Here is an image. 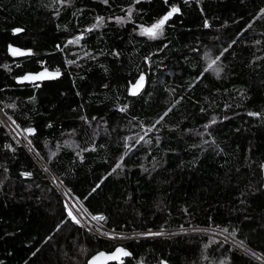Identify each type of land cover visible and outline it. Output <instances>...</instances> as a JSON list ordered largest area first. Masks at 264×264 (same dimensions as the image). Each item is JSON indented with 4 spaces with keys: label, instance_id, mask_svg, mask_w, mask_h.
Returning a JSON list of instances; mask_svg holds the SVG:
<instances>
[{
    "label": "trees",
    "instance_id": "16d2710c",
    "mask_svg": "<svg viewBox=\"0 0 264 264\" xmlns=\"http://www.w3.org/2000/svg\"><path fill=\"white\" fill-rule=\"evenodd\" d=\"M172 7L162 34H142ZM46 68L61 78L16 81ZM0 102L106 229L210 227L264 257V0H0ZM10 142L0 125V264H87L119 247L122 264H259L209 236L99 237Z\"/></svg>",
    "mask_w": 264,
    "mask_h": 264
},
{
    "label": "built area",
    "instance_id": "2783aa9c",
    "mask_svg": "<svg viewBox=\"0 0 264 264\" xmlns=\"http://www.w3.org/2000/svg\"><path fill=\"white\" fill-rule=\"evenodd\" d=\"M0 125L4 130L8 133V135L11 138V142L7 145L8 148H23L25 149L29 155L36 161V163L45 171L46 174L51 175L52 184L58 188V186H61L65 193L63 196L66 198V194L70 193L68 192L63 184L60 182V180L53 174V172L50 170V168L47 166V164L44 162V160L41 158V156L38 154L37 150L35 149V146L33 144V140L31 138L33 134L32 129L24 130L20 124L13 119V117L8 113L6 108L4 107V104L0 102ZM59 189V188H58ZM60 190V189H59ZM73 196V195H72ZM82 206V205H81ZM68 212V211H67ZM193 229H196L200 231L199 233H195L198 235H192L194 233H185V232H192ZM89 231V230H88ZM109 231V230H108ZM160 231H152V232H144L140 233V235H147L148 233H155ZM170 233L169 236L175 237L176 236H210V237H217L219 240L229 244L230 246L236 248L237 250L241 251L242 253L246 254L250 258L254 259L256 262L260 264H264V257L249 248L248 246H245L241 244L237 239H235L233 236L220 231L218 229L210 228V227H204V226H194V227H186L182 229L175 230L176 234H173L171 231H167ZM106 233V232H105ZM99 237L107 239V237L98 234ZM109 240V239H108Z\"/></svg>",
    "mask_w": 264,
    "mask_h": 264
},
{
    "label": "rangeland",
    "instance_id": "374dc122",
    "mask_svg": "<svg viewBox=\"0 0 264 264\" xmlns=\"http://www.w3.org/2000/svg\"><path fill=\"white\" fill-rule=\"evenodd\" d=\"M145 30V29H144ZM215 61V63L213 64L212 62ZM205 65L207 67H209V65H211V69L214 73H217L219 72V64H218V60H217V56L214 52H207L206 55H205ZM61 186H58V188L60 189ZM64 194V193H63ZM64 200H65V204H66V207H67V211L69 212V206L67 204V201H66V198L64 197ZM81 205V204H80ZM85 210V209H84ZM86 211V210H85ZM67 212V213H68ZM80 214H82L84 211L83 209L80 210ZM87 212V211H86ZM88 213V212H87ZM89 216H91L89 213H88ZM68 216L71 218L72 216H70L68 214ZM99 216V215H98ZM93 216H91L92 218ZM72 219V218H71ZM73 220V219H72ZM76 220L79 221V225L82 226L83 228L93 232L94 234L98 235V234H101L105 237H107V239L109 240H112V241H115L117 243H125L127 241H130V240H136V239H150V238H163V237H172V236H169L170 233H168L167 231H160V232H155V233H162L161 235H151L150 233H148L147 235L143 234V235H140V234H127V233H118V232H114V231H111L108 229H106L103 224H102V221H97L95 220V222H90L89 220H87V218H84V220H81L79 219L78 217H76ZM76 220H73L76 222ZM77 223V222H76ZM105 232L108 234V235H105ZM149 232H152V231H149ZM171 232L173 234H176L175 230H171ZM200 231L196 230V229H193L192 232H185V233H189L191 235V233H194L192 235H198V234H195V233H199ZM112 236H116L117 238H110ZM176 236V235H174ZM122 237V238H121ZM210 237V236H209ZM212 238H215L217 240H219V238L217 237H213ZM241 244H243L242 242H240ZM245 245V244H243ZM246 246V245H245ZM260 264V263H259Z\"/></svg>",
    "mask_w": 264,
    "mask_h": 264
},
{
    "label": "snow or ice",
    "instance_id": "6c2138e0",
    "mask_svg": "<svg viewBox=\"0 0 264 264\" xmlns=\"http://www.w3.org/2000/svg\"><path fill=\"white\" fill-rule=\"evenodd\" d=\"M106 2V0H105ZM137 2H139V0H137ZM179 12V8L178 7H172L171 10L155 25H153L151 28H148V29H145L143 30L142 34H147L149 35L151 38H155L157 35L159 34H162V29H163V25L165 24V22L175 13H178ZM131 15V12H129V16ZM100 21L102 22V18H100ZM98 26V25H97ZM22 31L21 29H16L15 32H20ZM12 51V54L13 55H23L24 53L23 52H20V50L18 49H15V48H12L11 49ZM213 64L215 63V61L212 62ZM209 67H211V65H209ZM217 75H219V72H217ZM57 76H59V72H55V73H48L47 70H44L43 72L39 73V74H36V75H26L23 80H31V81H39V80H43V79H46V78H56ZM143 80H144V77L141 76L140 77V81L138 82V85L135 86V87H142L143 85ZM39 86V85H37ZM133 94H136V92L134 91ZM167 113H165L166 115ZM250 115H256V114H253V113H250ZM120 165L118 164L116 167H119ZM113 171H115V169H113ZM69 215L72 216V213H71V210H69ZM73 220H76V217L73 216L72 217ZM93 220H97V221H102V220H105V217L103 216H93L92 217ZM77 223H79L78 220H76ZM162 233H151V235H161ZM105 235H108L107 233H105ZM110 238H117L116 236H112ZM122 238V237H121ZM117 253L120 254V255H124V256H128V255H131V253L125 251L124 249H117ZM35 253H33L34 255ZM99 256H104L103 253L99 254ZM99 256L98 257H94L93 258V261L90 262V264H95V261L99 259ZM108 259H112V260H117L119 259V255L117 254H112L108 257ZM122 264V262H121Z\"/></svg>",
    "mask_w": 264,
    "mask_h": 264
},
{
    "label": "water",
    "instance_id": "95a60500",
    "mask_svg": "<svg viewBox=\"0 0 264 264\" xmlns=\"http://www.w3.org/2000/svg\"><path fill=\"white\" fill-rule=\"evenodd\" d=\"M12 48H15V49H18V48H16V47H10V51H11V49ZM18 50H20V52H23L24 54L23 55H14V57L15 58H21V57H25V56H27V53H26V51L25 50H21V49H18ZM12 52V51H11ZM44 70H47L48 71V73H55V72H57V71H54V70H50V69H42V70H40L39 72H35V73H27V74H25L24 76H21V77H19L16 81H17V83L19 84V85H41V84H44V83H46V82H50V81H55V80H57V79H60L61 78V76H62V73L61 72H59V76H57L56 78H46V79H43V80H39V81H31V80H23V78L26 76V75H36V74H39V73H41V72H43ZM140 81V79L135 83V84H133L132 86H131V89H130V91H131V94H133V92L135 91L136 92V94H133L134 96H138V95H140L142 92H143V90H144V88H145V86H146V78L144 77V80H143V85H142V87H135V86H137L138 85V82ZM68 191V190H67ZM69 192V191H68ZM74 197V196H73ZM75 198V197H74ZM77 199V198H76ZM78 200V199H77ZM78 202H79V200H78ZM80 203V202H79ZM118 249H121V247H119ZM103 254H104V256H99V254H101V253H99V254H97L96 256H94V257H98L99 256V259L98 260H96L95 261V264H112V263H119V262H121L124 258H128L130 255H128V256H124V255H120V254H118L117 253V249L113 252V253H106V252H102ZM112 254H117V255H119V259H117V260H112V259H108V257L110 256V255H112ZM93 257V258H94ZM93 258L87 263V264H90V262H92L93 261ZM157 264H169L167 261H162L161 263H157Z\"/></svg>",
    "mask_w": 264,
    "mask_h": 264
},
{
    "label": "bare ground",
    "instance_id": "6f19581e",
    "mask_svg": "<svg viewBox=\"0 0 264 264\" xmlns=\"http://www.w3.org/2000/svg\"><path fill=\"white\" fill-rule=\"evenodd\" d=\"M66 201H67V204L69 206V209L71 210L72 217L75 216V217H78L81 220H84V218H87V220H89L90 222H93V221L95 222V220H93L91 218V216L88 215V213L80 205L78 200L76 198H74L71 195V193L66 194ZM82 209H83L84 212L82 214H80L81 213L80 210H82ZM68 214H69V212H68Z\"/></svg>",
    "mask_w": 264,
    "mask_h": 264
}]
</instances>
